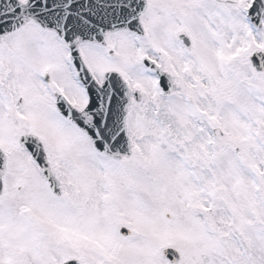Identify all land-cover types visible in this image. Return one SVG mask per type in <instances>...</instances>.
Listing matches in <instances>:
<instances>
[{
	"label": "snow or ice",
	"instance_id": "6c2138e0",
	"mask_svg": "<svg viewBox=\"0 0 264 264\" xmlns=\"http://www.w3.org/2000/svg\"><path fill=\"white\" fill-rule=\"evenodd\" d=\"M0 264H264V0H0Z\"/></svg>",
	"mask_w": 264,
	"mask_h": 264
}]
</instances>
